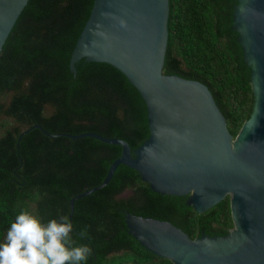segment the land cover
Returning a JSON list of instances; mask_svg holds the SVG:
<instances>
[{
	"label": "trees",
	"instance_id": "trees-1",
	"mask_svg": "<svg viewBox=\"0 0 264 264\" xmlns=\"http://www.w3.org/2000/svg\"><path fill=\"white\" fill-rule=\"evenodd\" d=\"M93 5L29 0L0 52V242L28 209L45 221L67 215L73 238L92 249L86 264H172L129 237L118 209L168 222L192 240L201 229L222 237L234 228L229 197L198 214L184 206L187 196H160L120 165L104 188L75 201L70 218V200L98 187L122 149L64 135L119 139L132 152L149 138L145 103L119 71L93 62L69 72ZM232 5L237 1L169 0L162 73L205 85L235 138L251 117L254 97L239 34L229 32ZM85 228L88 235L81 237Z\"/></svg>",
	"mask_w": 264,
	"mask_h": 264
},
{
	"label": "water",
	"instance_id": "water-1",
	"mask_svg": "<svg viewBox=\"0 0 264 264\" xmlns=\"http://www.w3.org/2000/svg\"><path fill=\"white\" fill-rule=\"evenodd\" d=\"M28 1L0 0V52ZM236 1L229 32L239 34L235 41L250 72L254 106L233 138L205 85L162 73L169 0H94L69 72L93 62L119 71L145 103L149 138L132 152L123 140L64 135L122 149L98 187L70 200V218L75 201L104 188L123 165L160 196H187L184 206L198 214L230 199L234 228L222 237L201 229L193 240L168 222L118 209L126 233L143 248L172 264H264V0Z\"/></svg>",
	"mask_w": 264,
	"mask_h": 264
},
{
	"label": "clouds",
	"instance_id": "clouds-1",
	"mask_svg": "<svg viewBox=\"0 0 264 264\" xmlns=\"http://www.w3.org/2000/svg\"><path fill=\"white\" fill-rule=\"evenodd\" d=\"M67 215L44 218L33 211H20L0 242V264H86L92 254L86 243L73 238ZM82 229L80 236H87Z\"/></svg>",
	"mask_w": 264,
	"mask_h": 264
},
{
	"label": "rangeland",
	"instance_id": "rangeland-1",
	"mask_svg": "<svg viewBox=\"0 0 264 264\" xmlns=\"http://www.w3.org/2000/svg\"><path fill=\"white\" fill-rule=\"evenodd\" d=\"M128 195V192L124 194V196Z\"/></svg>",
	"mask_w": 264,
	"mask_h": 264
}]
</instances>
